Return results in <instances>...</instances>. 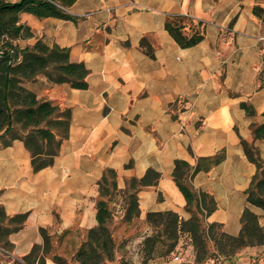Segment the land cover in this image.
I'll return each mask as SVG.
<instances>
[{"label": "crops", "instance_id": "obj_1", "mask_svg": "<svg viewBox=\"0 0 264 264\" xmlns=\"http://www.w3.org/2000/svg\"><path fill=\"white\" fill-rule=\"evenodd\" d=\"M65 8L76 19L22 11L20 21L33 35L14 40L21 47L39 38L68 47L71 59L89 68L86 88L44 74L25 83L73 112L52 165L34 170L20 138L0 144V203L10 215L28 212L24 226L9 236L14 252L24 256L42 244L41 228L88 232L97 225L99 179L107 167L119 173V189L149 168L161 173L156 185L138 192L140 218L165 210L189 218L175 161L196 165L216 154L220 161L192 178L216 201L207 222L238 235L251 208L264 225V210L248 200L257 165L244 146L254 143L264 159V137L255 138L252 128L264 123V0H76ZM176 15L191 18L186 32L200 28L203 38L181 45L166 26ZM122 204L120 190L111 205L124 210ZM260 252L264 245L247 247L219 264H261ZM54 260L46 262L58 264ZM187 261L196 264L195 256Z\"/></svg>", "mask_w": 264, "mask_h": 264}, {"label": "trees", "instance_id": "obj_2", "mask_svg": "<svg viewBox=\"0 0 264 264\" xmlns=\"http://www.w3.org/2000/svg\"><path fill=\"white\" fill-rule=\"evenodd\" d=\"M75 1L0 0V144L8 145L16 138L22 139L31 153L32 166L36 171L54 163L61 142L70 134L73 112L70 107H62L52 99L39 97L25 83L44 74L52 82L86 88L89 68L82 61H73L68 47L57 43L50 45L43 38L23 47L15 43L19 37L33 35L30 26L20 21V13L27 11L39 17L76 19L65 8ZM190 20L193 21L186 15H176L166 22L171 34L183 46L196 44L203 38L200 28L191 34L186 32ZM243 105L248 113L255 112L251 104L244 102ZM252 128L255 138L264 137V123H254ZM244 146L248 158L257 165L248 188V200L264 210V159L254 143L244 141ZM221 158V154L200 157L196 165L185 159L175 161L173 176L186 197V209L191 216L184 218L173 210L149 211L146 220L154 231L144 232L139 240L144 262L155 257L157 252L162 256L171 252H179L176 255H180L184 233L194 246L196 264H219L223 257L235 255L247 247L264 245V225L251 208L245 209L242 215L243 226L238 235L226 232L220 223L206 220L216 208V201L208 191L195 188L192 178L197 171L210 169ZM118 174L115 168L107 167L99 179L98 224L88 230L86 239L77 248V264H108L115 259L117 242L111 228L115 218L111 202L121 190L124 218L131 221L140 215L139 190L156 185L162 176L158 170L149 168L145 175L127 179L126 186L119 189ZM27 216L28 212L10 215L0 203L1 235L8 248L13 249L10 234L24 226ZM41 229L43 243L34 244L24 257L33 263L47 264L49 231ZM60 262L64 263L62 259ZM119 264L132 263L123 259Z\"/></svg>", "mask_w": 264, "mask_h": 264}, {"label": "rangeland", "instance_id": "obj_3", "mask_svg": "<svg viewBox=\"0 0 264 264\" xmlns=\"http://www.w3.org/2000/svg\"><path fill=\"white\" fill-rule=\"evenodd\" d=\"M116 203L119 200L116 199ZM123 205V204H122ZM114 217L111 223L114 237L117 242L116 256L113 261L108 264H119L123 259H128L132 264H163L164 262H170L175 260V255L179 252H171L165 256L160 255L158 252L155 257L148 258L144 262V254L140 251L141 242L140 236L144 232L152 233L154 228L145 219L140 216L134 217L131 221L125 220L124 211L121 207L113 206ZM4 225V224H3ZM2 226V225H1ZM0 228L2 229V227ZM0 229V264H38V262H30L24 256L14 252L13 249L8 248L5 245L4 237L1 235ZM87 237V231L83 230H69L65 232H49V252L47 257L55 259L58 264H62L60 260H63V264H77L75 253L79 245ZM3 240H2V239ZM182 246L180 258H184L181 264H188L192 256H195L194 246L190 237L185 233L182 236ZM160 247H162L160 245ZM159 247V248H160ZM161 249V248H160ZM264 254L263 252H260ZM57 255V259L55 256ZM176 262V261H175ZM211 262V260H210ZM177 264V263H176ZM179 264V263H178ZM258 264V263H257ZM264 264V263H261Z\"/></svg>", "mask_w": 264, "mask_h": 264}, {"label": "built area", "instance_id": "obj_4", "mask_svg": "<svg viewBox=\"0 0 264 264\" xmlns=\"http://www.w3.org/2000/svg\"><path fill=\"white\" fill-rule=\"evenodd\" d=\"M175 258H176V259H180V256H179V255H176Z\"/></svg>", "mask_w": 264, "mask_h": 264}]
</instances>
